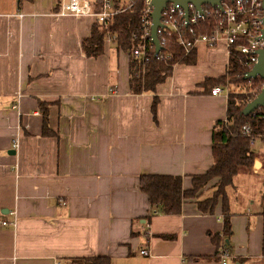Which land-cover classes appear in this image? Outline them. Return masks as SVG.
I'll return each mask as SVG.
<instances>
[{"label":"crops","instance_id":"crops-1","mask_svg":"<svg viewBox=\"0 0 264 264\" xmlns=\"http://www.w3.org/2000/svg\"><path fill=\"white\" fill-rule=\"evenodd\" d=\"M58 3L0 0V264L99 255L111 264H220L211 236L223 228L222 198L213 213L193 198L178 214L149 217L139 177L181 176L190 189L191 175L211 167L227 95H211L206 79L227 74L226 44L199 45L194 65L175 64L154 92L136 95L128 53L104 42L99 56H86L93 20L56 18ZM253 194L250 205L228 202L229 264H264L261 190ZM11 212L16 226L1 225ZM202 255L211 258L187 259Z\"/></svg>","mask_w":264,"mask_h":264},{"label":"trees","instance_id":"trees-1","mask_svg":"<svg viewBox=\"0 0 264 264\" xmlns=\"http://www.w3.org/2000/svg\"><path fill=\"white\" fill-rule=\"evenodd\" d=\"M208 8L210 10L211 6ZM141 9L142 4L139 1L132 13L121 14L113 20L109 30L118 35V39L116 38L113 44L116 50L121 49L125 52L139 44V37L143 33ZM207 20H210V17H207ZM104 33L105 31H102V28L99 29L98 26L93 25L89 37L82 41V49L86 56L97 57L103 52ZM161 45L160 51L169 54V58L166 60H156L151 55L146 60L129 56V87L132 94L154 92L155 87L171 75L175 64L194 65L196 63V49L187 53L172 39L170 44ZM245 59V56L236 47H232L229 52L227 74L219 78L206 79L211 82L210 84L207 83L209 87L214 85L229 88L228 85L232 84L253 83L251 86H247L245 93H235L228 89L225 120H217L213 126L211 149L213 163L211 167L205 173L191 175L192 187L190 189L183 188V178L181 176L144 174L139 177V188L141 192L147 195L149 200L151 208L149 217L156 214H178L181 212L183 203L193 198H195L201 212L213 213L218 198H222L223 228L221 233L211 236L219 260L222 246L228 252L227 239L232 234V213L229 211L226 189L233 184L238 175L243 174L241 175L243 177L256 174L254 163L255 160L260 161L257 153L249 147V138L241 134V128L243 125L249 124L253 134L264 132L262 109H257L248 115L242 113L245 105L258 94V91L252 92V90L258 85H260V88L264 85L263 80L259 77L245 78ZM157 103L158 96H155L151 103L154 121H156ZM43 113H46V111L44 110ZM42 116V127L45 129L47 125L46 115L43 114ZM262 139L261 141L264 143V138ZM260 162L264 165V161ZM214 178H217V181L209 187L211 191L209 193L202 191L201 188ZM261 184L260 213L264 217V182H261ZM158 236L164 239H173L172 235ZM261 251L264 256V226ZM210 258L211 256L206 255L187 257V259L193 261L208 260ZM67 260L68 264H111L108 257L100 255L69 258Z\"/></svg>","mask_w":264,"mask_h":264},{"label":"built area","instance_id":"built-area-1","mask_svg":"<svg viewBox=\"0 0 264 264\" xmlns=\"http://www.w3.org/2000/svg\"><path fill=\"white\" fill-rule=\"evenodd\" d=\"M141 2L140 11L143 33L139 37V44L125 51L129 56L146 60L154 56L156 60H166L169 54L155 51V45L150 38V27L152 24V6L151 0H59L57 12L54 17L62 16H88L98 28H102L104 33V42L114 44L118 35L109 30L113 20L124 13H132ZM202 5L201 12L196 9L192 3L187 4V15L180 4L173 2L167 3L161 13V27L157 30V39L159 45L170 44L171 39L180 46L185 52L197 49L199 45H205L207 48H213L219 42H224L230 49L236 47L245 56L246 72L251 70L257 63L258 52L264 48L263 30V7L262 0H222L221 8ZM23 15L19 13V18ZM210 17V20H207ZM242 41V42H241ZM119 51L123 52L121 49ZM225 93L227 95V86H214L210 90L211 95ZM262 109V120L264 121V106ZM241 134L249 138V147L252 148L256 142H261L264 138L262 134H253L251 126L245 124L241 128ZM263 140V139H262ZM18 140H14L12 149L18 148ZM63 204V202H62ZM12 221H2L1 225H10L15 227L17 224L15 212ZM141 254H146L144 249ZM220 264H229V253L223 246L220 249Z\"/></svg>","mask_w":264,"mask_h":264},{"label":"water","instance_id":"water-1","mask_svg":"<svg viewBox=\"0 0 264 264\" xmlns=\"http://www.w3.org/2000/svg\"><path fill=\"white\" fill-rule=\"evenodd\" d=\"M222 0H151V6L153 8L151 13L152 24L150 27V38L155 45V51L158 52L160 50V45L157 39V30L161 25V13L163 9L166 7L167 3L173 2L174 4H180L187 15V4L192 3L198 11L201 10L202 5H209L213 8L220 9ZM262 7L264 13V0H262ZM262 38L264 39V18H263V30H262ZM259 77L264 81V48L258 52V60L257 63L253 66V68L245 73L246 79H252ZM264 106V85L258 92V94L249 101L242 110V113L245 115L251 114L256 111L258 108ZM13 154L14 151H11ZM261 166V162L259 160H255L254 169L258 170Z\"/></svg>","mask_w":264,"mask_h":264},{"label":"rangeland","instance_id":"rangeland-1","mask_svg":"<svg viewBox=\"0 0 264 264\" xmlns=\"http://www.w3.org/2000/svg\"><path fill=\"white\" fill-rule=\"evenodd\" d=\"M206 83H211V82L207 81ZM252 84L253 83H245L241 85L237 83V84L228 85V87L229 90L232 92L245 93V91L247 90V86H251ZM259 86L260 85L256 86L252 90V92L253 91L259 92L261 89ZM251 149L257 153V156L259 157L260 161H264V143L258 141ZM256 174L260 179H258V177L254 175H253L254 177H251V174L249 175V177H245V178L241 176L243 174L238 175L236 177V180L233 182V184L226 189L228 202H233V204L235 205H240L242 202H245L248 205H250L252 202L255 203V201L257 200V194L254 195L253 193L255 191L256 193H259V190H262L261 182H264L263 164L258 170H256ZM203 191H205V193H209L211 191V188L205 189ZM229 260L230 258H228V263Z\"/></svg>","mask_w":264,"mask_h":264}]
</instances>
